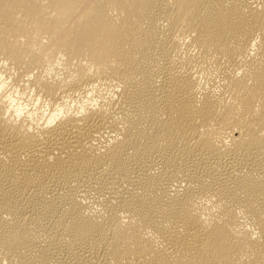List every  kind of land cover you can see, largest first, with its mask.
I'll list each match as a JSON object with an SVG mask.
<instances>
[{
	"label": "bare ground",
	"instance_id": "1",
	"mask_svg": "<svg viewBox=\"0 0 264 264\" xmlns=\"http://www.w3.org/2000/svg\"><path fill=\"white\" fill-rule=\"evenodd\" d=\"M0 264H264V0H0Z\"/></svg>",
	"mask_w": 264,
	"mask_h": 264
}]
</instances>
